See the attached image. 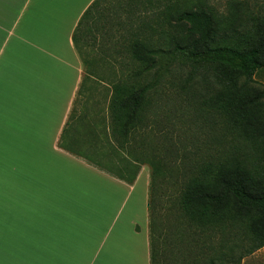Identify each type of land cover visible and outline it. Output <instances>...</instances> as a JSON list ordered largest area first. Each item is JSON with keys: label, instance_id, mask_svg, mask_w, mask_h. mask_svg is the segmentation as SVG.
Returning a JSON list of instances; mask_svg holds the SVG:
<instances>
[{"label": "trees", "instance_id": "obj_1", "mask_svg": "<svg viewBox=\"0 0 264 264\" xmlns=\"http://www.w3.org/2000/svg\"><path fill=\"white\" fill-rule=\"evenodd\" d=\"M144 1L162 6L153 20L156 27L139 25L121 48L138 67L118 72L107 87L100 84L103 109L81 114L87 111L82 103L86 79H91L86 72L63 130L72 134L69 141L77 149L62 147L79 156L91 151L97 156L90 158L93 164L128 183L140 165L151 167L152 264H167L166 253L172 248L164 242L170 237L156 217V190L176 178L182 186L177 200L181 216L204 236L202 248L215 254L202 260L183 258L177 264H218L223 259L239 264L244 255L264 247V91L254 80L257 70L264 68V17H252L246 24L232 11L222 18L202 9L207 7L205 0ZM192 1L199 10L190 8ZM106 2L95 0L73 35L88 68V37L83 36L94 21L101 22L96 30L105 28ZM119 11L116 20L121 19ZM176 55L190 67L177 87L157 72L161 60ZM173 87L179 91L170 92ZM170 104L178 107L173 110L176 118L168 116L159 125L158 113ZM195 124L202 139L194 137ZM184 129L193 131L188 132L189 142L179 135ZM173 130L177 138H172ZM161 147L168 149L167 158L159 156ZM192 147L195 152L184 153ZM176 230L170 234L176 237L173 241L188 240Z\"/></svg>", "mask_w": 264, "mask_h": 264}, {"label": "crops", "instance_id": "obj_2", "mask_svg": "<svg viewBox=\"0 0 264 264\" xmlns=\"http://www.w3.org/2000/svg\"><path fill=\"white\" fill-rule=\"evenodd\" d=\"M94 1L0 0V202L5 173L10 192L44 180L56 264H152L150 166L128 183L59 145L85 76L73 35Z\"/></svg>", "mask_w": 264, "mask_h": 264}, {"label": "rangeland", "instance_id": "obj_3", "mask_svg": "<svg viewBox=\"0 0 264 264\" xmlns=\"http://www.w3.org/2000/svg\"><path fill=\"white\" fill-rule=\"evenodd\" d=\"M205 3L207 7L202 9L206 11H212L222 18L226 17L232 11L233 13H235L238 19L243 18V22L246 24L250 23L252 17H264V0H205ZM119 4L124 6L120 7L121 9L124 8V10H118ZM190 5L193 7H190L192 10H199V7L197 5H194L193 1ZM103 6L105 9V18L102 23H104L105 28L103 30H96L101 22L94 21V23H91L90 25L92 28L90 32L92 33H88V31H86L85 35L83 36L88 37L89 46L87 47V49L85 48V50L91 60L90 68L85 66V75L87 73L90 74L91 79L90 81L86 79L85 82V90L83 95L84 101L82 103V108H86L87 111H83L81 112V114L85 112L90 114L91 112L96 111V109H101L103 107L101 103L103 91L102 89L100 90V84H103L104 87H107L109 86V79L115 76L118 72H121L122 70L133 71L138 67L137 64L130 59L129 54L125 51V49L121 48L124 47L126 42L128 43L129 40L133 39L134 33L136 32L139 25L143 24L145 26L146 24H151L152 26L156 27V24L153 22V20L156 16V13H158V11L162 8L160 4L159 7H156L155 5H147L144 0H107L106 4ZM118 11L119 13H121V19L116 20ZM117 23H119L120 25H118ZM91 37H94L95 40H91ZM117 49H120L121 52L118 55L115 54V50ZM161 61V66L159 67L157 72L159 74L162 73L165 80L172 81L173 86L177 87L179 86V84H182L183 80L187 77L190 71L188 63L184 61V59H182L180 55H176L175 57H168L167 59L165 58ZM92 77L95 80H98V83H94ZM254 80L257 86L264 91V68H260L257 70L256 74L254 75ZM175 90L179 91L177 88H170V92L172 93ZM161 104L162 103H160V105ZM175 108L178 109L176 105L171 104L164 106L162 112L158 113V124L164 125V121L168 116L175 119L177 114L175 113V111H173ZM185 119L186 123L187 121H189V116H185ZM197 128L198 127L196 125L194 137L196 140L202 139L203 132ZM185 130L186 129H184V133L181 132V134L179 135H183V138L187 137L189 142L191 135L188 132L193 131ZM177 136L178 133L173 130L172 138H177ZM71 138L72 134L69 131H67V133L65 134L62 133V137L59 143L60 147L64 149L62 146L67 145L68 147L76 150L77 145H72V143L69 141ZM167 150L168 149L165 147L159 148V156L162 158H167ZM189 150L190 151H186L184 153L189 154L195 152L193 147L189 148ZM103 152L108 153V149H104ZM80 157L93 164L90 158H96L97 156L92 154L91 151H88V153L82 154V156ZM181 187V182L176 178L168 181L167 184L166 182L161 183L156 190V217L157 220H159V222L163 225L162 229L163 232L165 231L164 234H166L167 237H170L168 239H171H167L164 242L166 244H172V248L170 247L171 249H168V252L166 253L167 264L180 263L178 261L183 258H186V260H202L201 258L203 257L215 255L212 254V251L209 252L206 249L204 250V248H202L204 236L200 234L196 228L190 227L187 223H185V219L181 216L177 206V200ZM176 229H179L180 232H184V236L188 240L180 242L173 241V239H175L176 237L175 235L172 236L170 234H175V232H177ZM170 253H172L173 255ZM229 262L233 263L232 260H229ZM218 264H226V260L223 259V261L221 260V262H218ZM239 264H264V247L254 251L250 255H244L240 259Z\"/></svg>", "mask_w": 264, "mask_h": 264}, {"label": "clouds", "instance_id": "obj_4", "mask_svg": "<svg viewBox=\"0 0 264 264\" xmlns=\"http://www.w3.org/2000/svg\"><path fill=\"white\" fill-rule=\"evenodd\" d=\"M0 202V264H56V239L42 221L51 207L44 180L9 191L7 173Z\"/></svg>", "mask_w": 264, "mask_h": 264}]
</instances>
